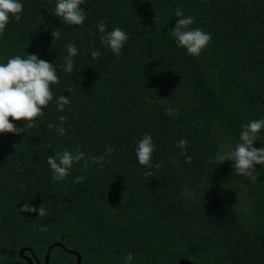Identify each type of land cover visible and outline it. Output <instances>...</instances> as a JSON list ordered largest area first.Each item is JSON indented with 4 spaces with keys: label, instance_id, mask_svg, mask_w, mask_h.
<instances>
[{
    "label": "trees",
    "instance_id": "obj_1",
    "mask_svg": "<svg viewBox=\"0 0 264 264\" xmlns=\"http://www.w3.org/2000/svg\"><path fill=\"white\" fill-rule=\"evenodd\" d=\"M21 2L20 19L0 32V61L36 54L53 63L59 82L32 127L0 134V264H27L24 247L44 263L58 241L81 264H122L128 252L132 264H264V166L248 180L231 161L210 162L238 141L242 123L264 118V0H85L82 25L55 17V0ZM177 8L211 36L199 56L174 43ZM101 20L106 31L127 32L119 56L101 43ZM54 28L60 39L52 42ZM66 43L77 48L69 73ZM58 95L69 99L62 112ZM144 134L159 167L137 163ZM258 139L257 148L264 130ZM64 149L88 163L57 182L46 158ZM25 202L43 204L46 215L20 213ZM42 224L47 232L37 230ZM76 263L63 247L51 250L49 264Z\"/></svg>",
    "mask_w": 264,
    "mask_h": 264
},
{
    "label": "clouds",
    "instance_id": "obj_2",
    "mask_svg": "<svg viewBox=\"0 0 264 264\" xmlns=\"http://www.w3.org/2000/svg\"><path fill=\"white\" fill-rule=\"evenodd\" d=\"M85 0H55L52 13L60 21L68 25H82L85 20V11L81 7ZM21 0H0V32H2L10 19L19 20L22 12ZM178 19L175 25L171 27V36L174 38L176 47L183 48L187 54L196 57L205 49L211 36L208 32L199 27H192L194 17L185 15L180 8L174 12ZM97 32L101 33L100 41L114 55L119 56L124 43L128 40V34L120 27H113L111 30H105L104 22L98 21ZM52 42L60 39V32L54 28L51 31ZM66 55L62 65L65 73L73 72V57L77 54V48L72 43L65 44ZM100 53L93 49L90 55L96 58ZM59 78L53 63L40 59L36 54H26L21 57L15 55L7 58L6 62L0 61V134L12 133L19 135L25 132L24 122L32 127V121L43 114L50 101H53V94L50 85H56ZM66 91L71 94L72 89ZM57 111L62 112L65 105L69 104L66 95H58L55 98ZM174 109H166V112L172 114ZM12 121L23 119V125L18 127ZM57 119L63 123L65 117L60 115ZM238 141L234 145L227 147V150H221L210 160L214 165L224 161L232 162V169L248 180L253 178L256 171L255 165L264 166V144L260 147H254L253 142L259 141L258 136L261 130H264V118L252 119L240 125ZM57 134L64 135V128L57 127ZM176 147L184 153L187 141L181 138L176 141ZM155 150V145L150 134H144L136 142L134 149L137 163L146 167H159L158 164L151 163V157ZM111 147L106 146L105 154H110ZM103 156L92 157L91 162L99 164ZM186 162H190L191 157H185ZM83 162L87 166L84 153L79 150L64 149L54 155L46 158V163L51 172L52 179L59 182L63 181L69 175L74 163ZM79 179V178H77ZM191 195V193H189ZM202 195V193H201ZM18 210L21 212H35L37 216H45L46 210L41 204L36 207L30 203H23ZM40 232H47L48 227L45 224L37 226ZM133 255L128 252L124 255L122 264H132Z\"/></svg>",
    "mask_w": 264,
    "mask_h": 264
},
{
    "label": "water",
    "instance_id": "obj_3",
    "mask_svg": "<svg viewBox=\"0 0 264 264\" xmlns=\"http://www.w3.org/2000/svg\"><path fill=\"white\" fill-rule=\"evenodd\" d=\"M57 246H61L64 248V250L68 251L69 253L71 254H75L77 256V263L76 264H81L82 263V258L80 256V254L76 251H73V250H67V248L60 242H55L53 243L49 248H48V251L46 253V257H45V261L44 263H41L37 258L36 256L34 255V253L32 252L31 249L27 248V247H24L20 250V256L22 259L26 260L27 261V264H33V258L36 260V263L37 264H49L50 263V255H51V250L54 248V247H57ZM28 251V252H31V256H26L24 253ZM16 264H19V263H16ZM180 264H193L191 261L189 260H186V259H183L181 260Z\"/></svg>",
    "mask_w": 264,
    "mask_h": 264
}]
</instances>
